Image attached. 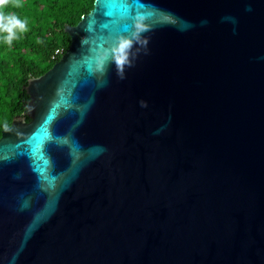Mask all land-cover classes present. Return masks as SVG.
<instances>
[{
  "label": "water",
  "instance_id": "95a60500",
  "mask_svg": "<svg viewBox=\"0 0 264 264\" xmlns=\"http://www.w3.org/2000/svg\"><path fill=\"white\" fill-rule=\"evenodd\" d=\"M115 2L2 129L0 264H264V0Z\"/></svg>",
  "mask_w": 264,
  "mask_h": 264
},
{
  "label": "trees",
  "instance_id": "16d2710c",
  "mask_svg": "<svg viewBox=\"0 0 264 264\" xmlns=\"http://www.w3.org/2000/svg\"><path fill=\"white\" fill-rule=\"evenodd\" d=\"M94 1L19 0L21 7L10 3L4 9L27 19L28 31L11 46L0 44V137L15 116L25 115L29 95L24 86L28 80L48 71L69 48L71 37L65 25H76Z\"/></svg>",
  "mask_w": 264,
  "mask_h": 264
},
{
  "label": "clouds",
  "instance_id": "9594fccd",
  "mask_svg": "<svg viewBox=\"0 0 264 264\" xmlns=\"http://www.w3.org/2000/svg\"><path fill=\"white\" fill-rule=\"evenodd\" d=\"M12 4L13 7H21L19 0H0V44L11 46L13 41L20 39L21 35L28 31L27 19H22L15 13L5 12L4 9ZM148 18L143 13H137L131 21V31L119 34L115 37L110 50L98 51L95 62L98 68L103 67L106 59L111 58L112 63L118 67L130 65L132 49L140 45L144 34L150 30ZM147 42L144 41L146 47Z\"/></svg>",
  "mask_w": 264,
  "mask_h": 264
},
{
  "label": "snow or ice",
  "instance_id": "6c2138e0",
  "mask_svg": "<svg viewBox=\"0 0 264 264\" xmlns=\"http://www.w3.org/2000/svg\"><path fill=\"white\" fill-rule=\"evenodd\" d=\"M100 4L101 5L111 4L112 6H117L115 0H100ZM119 6L122 8V11L124 13L127 12V6L126 5L121 3ZM109 15H111V13H109ZM147 15L149 16V18L152 17V13H147Z\"/></svg>",
  "mask_w": 264,
  "mask_h": 264
},
{
  "label": "built area",
  "instance_id": "2783aa9c",
  "mask_svg": "<svg viewBox=\"0 0 264 264\" xmlns=\"http://www.w3.org/2000/svg\"><path fill=\"white\" fill-rule=\"evenodd\" d=\"M61 51L60 50H57L56 53H60Z\"/></svg>",
  "mask_w": 264,
  "mask_h": 264
}]
</instances>
